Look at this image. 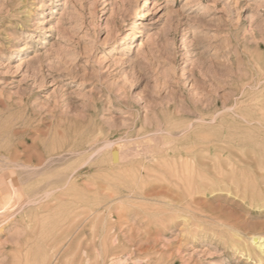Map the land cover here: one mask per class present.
I'll use <instances>...</instances> for the list:
<instances>
[{
    "label": "rangeland",
    "instance_id": "1",
    "mask_svg": "<svg viewBox=\"0 0 264 264\" xmlns=\"http://www.w3.org/2000/svg\"><path fill=\"white\" fill-rule=\"evenodd\" d=\"M259 31L264 0H0V264H264L228 164L258 152Z\"/></svg>",
    "mask_w": 264,
    "mask_h": 264
},
{
    "label": "bare ground",
    "instance_id": "2",
    "mask_svg": "<svg viewBox=\"0 0 264 264\" xmlns=\"http://www.w3.org/2000/svg\"><path fill=\"white\" fill-rule=\"evenodd\" d=\"M262 22V21H261ZM257 37L258 38H262L264 40V33H260L257 32ZM262 40V41H263ZM263 43V42H262ZM264 47L263 44H259V48L262 49ZM255 88L257 89L258 91V95L257 97L254 99L255 100V110H256V115H255V118L253 121H255V133H258V137H259V140L257 141L256 145H257V149H258V152L256 153V155L254 157H252L250 160L246 159V158H243V157H235V156H229L230 159H229V166H231V169L232 171L234 172H237L239 170H244L246 167L248 168H252L253 169V173H254V176H255V184L256 186H259L260 188H262L264 190V69L263 68H260V74H259V78L255 84ZM215 118V117H214ZM253 127V126H252ZM239 143V142H238ZM236 151V150H235ZM237 152V151H236ZM119 157L118 156H115L113 159H112V162L113 163H118L119 162ZM30 159V158H29ZM206 159V158H205ZM17 160V159H16ZM19 160H20V157H19ZM50 160V159H49ZM6 161V160H5ZM45 161V160H44ZM216 161V160H215ZM43 162V161H42ZM49 162V161H48ZM203 162V161H202ZM212 162V161H211ZM217 162V161H216ZM219 162V161H218ZM1 163V162H0ZM204 163V162H203ZM206 164V163H204ZM17 165V164H15ZM28 165V164H27ZM1 166V165H0ZM7 166V165H6ZM12 165H10L11 167ZM21 166V165H20ZM22 166L24 167V164L22 163ZM35 166V165H34ZM37 166V165H36ZM117 166V165H116ZM2 167V166H1ZM42 167V166H41ZM204 167V166H203ZM38 168V167H37ZM36 168V169H37ZM14 169V168H13ZM35 169V168H34ZM214 169V168H213ZM33 170V169H32ZM47 170V169H46ZM227 170V169H225ZM4 171V170H1L0 169V173ZM11 172V171H10ZM227 174V173H226ZM83 175L82 172H78L76 174H74L73 176V179L74 181L72 182V184L69 186L71 189H75L76 191H83V187H84V184H83V180L81 179V176ZM196 175V174H195ZM2 178V177H0ZM191 178V177H190ZM205 179V178H204ZM3 180V179H2ZM12 180V179H11ZM1 181V179H0ZM14 182H11L9 183V181L7 180V177L5 178V180L2 182V185H6L7 188H0V217L1 215L9 212V211H6L5 209H7L6 207H3V205L7 203V207L9 206L8 204H10V209L12 208H15L14 206L16 204H18L17 202L16 203H13L14 202V199H17V192H18V188L17 189V185H16V182L15 179H13ZM212 182V181H211ZM1 183V182H0ZM88 183V182H87ZM56 184V183H55ZM90 184V183H89ZM88 185V184H86ZM91 185V184H90ZM1 186V185H0ZM89 187V186H88ZM87 187V188H88ZM95 187V186H94ZM247 187V186H246ZM68 188V187H67ZM259 188V189H260ZM261 189V190H262ZM90 190V188H89ZM262 190V191H263ZM243 191V190H242ZM245 192H246V189H245ZM264 192V191H263ZM63 194V193H62ZM67 195V193H65ZM192 194V193H191ZM2 195H4V197H2ZM39 197V196H38ZM72 197V196H71ZM64 198V197H63ZM69 197H67L68 199ZM30 202H35V200H31ZM80 204V203H79ZM25 205V204H24ZM9 208V207H8ZM66 208V207H65ZM77 208V207H76ZM64 209V208H63ZM8 210V209H7ZM13 210V209H12ZM80 210V209H79ZM78 211V210H77ZM11 212V210H10ZM9 212V213H10ZM81 212V211H80ZM62 213V212H61ZM79 213V212H78ZM8 214V213H7ZM6 214V215H7ZM4 216V215H3ZM74 216V215H73ZM79 215H77V218L76 216L74 218L79 219L78 218ZM81 216V215H80ZM9 217V216H8ZM84 217V216H83ZM82 217V218H83ZM74 218H72L74 220ZM95 218V217H94ZM59 219V218H58ZM71 220V221H73ZM70 221V222H71ZM78 221V220H77ZM8 222V221H7ZM64 222V221H63ZM69 222V223H70ZM68 223V222H66ZM76 223V222H75ZM79 223V222H78ZM83 224V223H82ZM77 225V224H76ZM80 225V223H79ZM75 226V224H74ZM65 227V226H64ZM72 227V226H70ZM78 228V227H77ZM67 229V228H66ZM75 229V228H74ZM71 230V229H70ZM80 230V229H79ZM64 231V230H63ZM66 231V230H65ZM77 231V230H76ZM80 232V231H79ZM73 241V240H72ZM57 243V242H56ZM62 243V242H61ZM252 243H253V246L254 245H257V248L259 250H261L262 252H264V238L263 237H257V236H254L252 237ZM72 245V243H71ZM80 245V244H79ZM127 249V248H126ZM256 250V249H255ZM58 254V253H57ZM264 254V253H263ZM50 258V257H49ZM88 261V260H87ZM264 261V260H263ZM90 264V263H89Z\"/></svg>",
    "mask_w": 264,
    "mask_h": 264
}]
</instances>
